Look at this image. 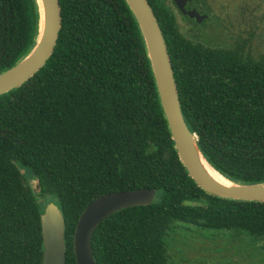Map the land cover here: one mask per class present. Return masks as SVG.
Instances as JSON below:
<instances>
[{
  "label": "trees",
  "instance_id": "16d2710c",
  "mask_svg": "<svg viewBox=\"0 0 264 264\" xmlns=\"http://www.w3.org/2000/svg\"><path fill=\"white\" fill-rule=\"evenodd\" d=\"M58 2L53 54L0 96V264H42L41 201L60 208L66 264H76L73 235L85 208L107 194L145 189L157 191L152 205L114 213L95 230L97 264H172L192 231L247 241L264 257V202L211 196L179 161L125 1ZM148 2L200 150L229 180L264 183V59L245 50L247 41L192 40L165 0ZM38 30L36 0H0V74L30 52Z\"/></svg>",
  "mask_w": 264,
  "mask_h": 264
},
{
  "label": "water",
  "instance_id": "95a60500",
  "mask_svg": "<svg viewBox=\"0 0 264 264\" xmlns=\"http://www.w3.org/2000/svg\"><path fill=\"white\" fill-rule=\"evenodd\" d=\"M141 33L153 74L162 112L170 132L173 148L192 181L205 193L225 200L264 202V183L243 184L229 180L206 159L189 130L181 109L172 64L166 42L148 0H124ZM182 16L201 24L207 16L196 10H186L192 0H171ZM39 30L35 45L14 67L0 74V96L21 87L32 78L54 52L61 29L58 0H36ZM210 170L227 184L216 181ZM157 198L154 189L111 193L92 201L83 211L73 235L76 264H97L92 251V237L107 217L132 207L152 205ZM196 205V204H194ZM43 245L42 264H66L65 221L54 202L45 205L40 216Z\"/></svg>",
  "mask_w": 264,
  "mask_h": 264
},
{
  "label": "rangeland",
  "instance_id": "374dc122",
  "mask_svg": "<svg viewBox=\"0 0 264 264\" xmlns=\"http://www.w3.org/2000/svg\"><path fill=\"white\" fill-rule=\"evenodd\" d=\"M205 1V10L210 19L203 25L183 18L171 0H165V4L173 11L180 31L186 37L221 47L247 41L245 50L255 59H264V23L258 20L264 15V0ZM243 7L247 8L246 11ZM21 172L27 183L37 191V181L31 179L24 168ZM49 200L41 201L43 209ZM185 241L188 246L176 248L171 253L172 264H264V257L253 252V245L227 234L192 231L187 233Z\"/></svg>",
  "mask_w": 264,
  "mask_h": 264
},
{
  "label": "flooded vegetation",
  "instance_id": "af4514ba",
  "mask_svg": "<svg viewBox=\"0 0 264 264\" xmlns=\"http://www.w3.org/2000/svg\"><path fill=\"white\" fill-rule=\"evenodd\" d=\"M205 7H207L206 5V1L205 0H200L199 2L194 3V1L192 0L191 2L187 3L185 9L186 10H196L200 15H205L207 16V19H205L201 24L198 25H203L208 19L209 16L207 15V13H205ZM176 8V7H175ZM177 10V9H176ZM178 11V10H177ZM181 15V14H180ZM182 16V15H181ZM183 18L187 19L189 22H192L194 24H197L196 21L194 19H190L187 16H182Z\"/></svg>",
  "mask_w": 264,
  "mask_h": 264
},
{
  "label": "bare ground",
  "instance_id": "6f19581e",
  "mask_svg": "<svg viewBox=\"0 0 264 264\" xmlns=\"http://www.w3.org/2000/svg\"><path fill=\"white\" fill-rule=\"evenodd\" d=\"M210 175L218 182L222 183V184H227L223 179H221L216 173L212 172L210 170Z\"/></svg>",
  "mask_w": 264,
  "mask_h": 264
}]
</instances>
